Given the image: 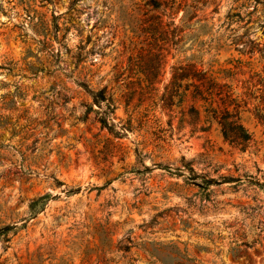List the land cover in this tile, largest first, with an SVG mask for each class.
I'll return each instance as SVG.
<instances>
[{"label":"rangeland","instance_id":"1","mask_svg":"<svg viewBox=\"0 0 264 264\" xmlns=\"http://www.w3.org/2000/svg\"><path fill=\"white\" fill-rule=\"evenodd\" d=\"M150 1L0 0V264H264V0Z\"/></svg>","mask_w":264,"mask_h":264},{"label":"trees","instance_id":"2","mask_svg":"<svg viewBox=\"0 0 264 264\" xmlns=\"http://www.w3.org/2000/svg\"><path fill=\"white\" fill-rule=\"evenodd\" d=\"M149 5L154 6V8H161L166 7L167 3L151 0ZM190 78L194 81V98L204 100L207 104V110L212 113L211 119L218 122L224 139L237 147L245 149L251 141V134L242 125L239 113L237 111L230 112L227 107L228 104L223 99H221L222 103L226 106L223 110L219 111L213 107L215 98L222 95V87L214 78L208 76L207 72L197 69L194 65L189 67L188 73L184 70L180 74H174L172 83L176 87H180L184 80ZM81 86L92 96L97 105H101L108 100L104 91L95 92L87 83H81Z\"/></svg>","mask_w":264,"mask_h":264}]
</instances>
